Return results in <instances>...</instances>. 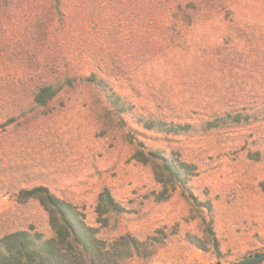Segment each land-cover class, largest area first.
I'll return each instance as SVG.
<instances>
[{
  "label": "rangeland",
  "instance_id": "374dc122",
  "mask_svg": "<svg viewBox=\"0 0 264 264\" xmlns=\"http://www.w3.org/2000/svg\"><path fill=\"white\" fill-rule=\"evenodd\" d=\"M68 2L72 8L78 2L90 5L103 16L106 4L120 3L125 10L140 0ZM200 2L208 9L204 16L187 24L164 20V32L155 39L163 46L151 57L144 53L147 30L128 14L113 21L125 18L126 24L109 25L122 38L125 60L137 58L139 64L132 84L126 79L111 83L130 96L133 113L189 124L195 131L166 139L129 115L115 114L97 89L77 84L48 106L0 128V236L29 228L50 235L38 202L16 199L19 188L42 185L77 206L102 238L129 233L145 241L157 231L165 234L164 245L150 258L126 264H229L264 253V0L195 3ZM3 9L0 5V56L5 61L0 62V80L9 83H32L36 71L55 66L56 56L71 58L85 44L99 42L104 29L92 21L61 26L48 0H16L4 20ZM46 16L53 23L43 22ZM5 52L12 56L4 58ZM227 114L244 119L203 130L205 122ZM138 149L159 150L193 165L188 187L196 201L190 202L199 206H192L179 189L156 202L162 186L155 180V165L138 161ZM103 189L126 211L110 217L106 228L95 211ZM204 202L212 207L217 251L203 232L200 218L209 219ZM186 235L199 239L206 251L189 244Z\"/></svg>",
  "mask_w": 264,
  "mask_h": 264
},
{
  "label": "trees",
  "instance_id": "16d2710c",
  "mask_svg": "<svg viewBox=\"0 0 264 264\" xmlns=\"http://www.w3.org/2000/svg\"><path fill=\"white\" fill-rule=\"evenodd\" d=\"M14 1L16 0H0V5H4L1 12L2 20L9 18L11 13L9 7ZM48 1L56 14L61 16V26L71 27L74 21L81 22V25L92 21V23L102 25L104 29L101 30L99 37L97 36L99 42L85 44L82 51L71 58H67V54L56 56L57 58L53 61L55 66L44 67L36 71L38 76L32 83L15 84L0 80V128L12 124L19 117L26 118V115L37 108L51 104L66 90L75 88L77 84H83L97 89L111 105L115 114L129 115L143 129L157 132L166 139L195 131L189 124H174L151 114L133 113L134 108L130 96L116 90L111 83L112 81L120 83L126 79L132 84L131 80H134L139 64L137 58L131 57L125 60L126 55L122 53L124 44L122 38L115 35L109 25L118 27V24L124 23L125 18L121 22H113L115 16L122 14H128L132 23H139L141 28L147 30L145 40H143L144 53L147 58L155 55L157 47L160 49L159 47L163 46L161 40L156 42L155 39L161 32H164L163 22L167 17L174 20V24L190 23L208 12L203 2L196 4V0H140L139 6L131 4L125 7V10L120 9V3L106 4L105 13L102 16L101 11H97V8L90 5L78 2L77 7L72 8L69 0ZM105 1L109 2V0ZM68 7L70 8L69 14ZM50 16H46L43 22L53 23L52 18L49 19ZM144 24L146 27H143ZM41 28L42 26L39 27ZM45 28L48 29L49 25ZM13 29L18 30L21 27ZM11 56L7 52L4 54V58ZM2 61L4 60L0 56V62ZM132 92L137 93V90L133 89ZM243 119L238 114H227L225 117L205 122L203 130H214L225 124H239ZM145 150L146 152L138 149L136 157L142 163L151 162L155 165L154 177L156 182L162 186V190L155 195L156 202H165L170 197V193L176 189H179L189 202L190 199L196 201V198H192L188 187L195 173L194 166L172 156H166L159 150ZM16 199L18 203H26L30 200L38 202L47 214L50 235L46 236L29 228L0 236V264H126L134 258H150L158 248L164 245L166 240L162 231H157L156 236L148 237L145 241H140L129 233L102 238L99 236V228L88 225L77 206L55 196L42 185L19 188L16 191ZM191 205L195 208L199 206L194 203ZM201 207L209 217L208 221L206 216L200 218L203 232L213 250L217 251L218 245L212 231L211 204L204 202ZM95 211L102 228L109 225L110 217L126 213L107 189H103L99 194ZM186 240L194 247L206 251L196 237L186 235Z\"/></svg>",
  "mask_w": 264,
  "mask_h": 264
},
{
  "label": "water",
  "instance_id": "95a60500",
  "mask_svg": "<svg viewBox=\"0 0 264 264\" xmlns=\"http://www.w3.org/2000/svg\"><path fill=\"white\" fill-rule=\"evenodd\" d=\"M263 263H264V253H261L229 264H263Z\"/></svg>",
  "mask_w": 264,
  "mask_h": 264
}]
</instances>
